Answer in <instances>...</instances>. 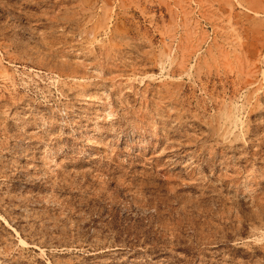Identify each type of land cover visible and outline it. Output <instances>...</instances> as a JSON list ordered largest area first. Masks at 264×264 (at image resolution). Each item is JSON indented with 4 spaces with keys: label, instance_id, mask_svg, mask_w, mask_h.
<instances>
[{
    "label": "rangeland",
    "instance_id": "374dc122",
    "mask_svg": "<svg viewBox=\"0 0 264 264\" xmlns=\"http://www.w3.org/2000/svg\"><path fill=\"white\" fill-rule=\"evenodd\" d=\"M0 264H264V0H0Z\"/></svg>",
    "mask_w": 264,
    "mask_h": 264
}]
</instances>
